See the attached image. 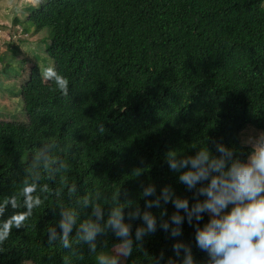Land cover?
<instances>
[{"label": "trees", "instance_id": "obj_1", "mask_svg": "<svg viewBox=\"0 0 264 264\" xmlns=\"http://www.w3.org/2000/svg\"><path fill=\"white\" fill-rule=\"evenodd\" d=\"M263 1L38 0L28 7L30 26L48 31L53 70L39 69L46 83L18 87L26 120L0 121V264H98L121 242L104 227L114 207L132 231L140 225L127 212L143 209L141 184L157 191L168 184L191 197L166 152L190 155L211 140L239 148L247 125L264 131ZM62 213L73 216L68 247ZM88 221L101 231L86 242L79 226ZM192 233L187 224L176 238L157 228L133 240L124 264H154L161 250L171 255L175 240L194 244ZM193 255L205 264L195 247Z\"/></svg>", "mask_w": 264, "mask_h": 264}, {"label": "clouds", "instance_id": "obj_2", "mask_svg": "<svg viewBox=\"0 0 264 264\" xmlns=\"http://www.w3.org/2000/svg\"><path fill=\"white\" fill-rule=\"evenodd\" d=\"M60 86L63 88V82ZM209 142L212 148L208 147ZM164 162L191 197L178 196L168 184L159 191L151 182L141 184L138 197L143 199V209L135 204L127 212L128 219L138 218L140 225L132 231L131 223L124 220L123 209L114 207L104 227H110L121 242L116 246V255H98V264H118L120 257L130 254L133 240L138 242L157 228L168 237H180L184 224L193 229L194 244L175 240L171 255L166 257L161 250L154 264H197L193 247L205 254V264H264V131H242L239 148L211 140L190 155L169 150ZM141 172L138 168L132 175L139 176ZM168 204L173 208L170 214L165 207ZM153 208L158 213L150 211ZM94 214L99 219L98 209H94ZM62 217L61 240L68 247L73 216L62 213ZM79 227L81 239L86 242L101 231L91 221Z\"/></svg>", "mask_w": 264, "mask_h": 264}, {"label": "rangeland", "instance_id": "obj_3", "mask_svg": "<svg viewBox=\"0 0 264 264\" xmlns=\"http://www.w3.org/2000/svg\"><path fill=\"white\" fill-rule=\"evenodd\" d=\"M37 1L0 0V121L26 120L21 99L14 96L18 93V87L46 83L48 81L41 75L40 70L44 69L45 74L46 69L53 70V64L47 59L45 49L48 31L37 32L27 21L26 9L36 5ZM262 6L264 7V1ZM12 43L17 46L18 54L10 53L9 46ZM19 72L23 74L17 76ZM244 131L259 132L250 125ZM112 253L116 255V249ZM124 262L125 257H120L118 264Z\"/></svg>", "mask_w": 264, "mask_h": 264}]
</instances>
